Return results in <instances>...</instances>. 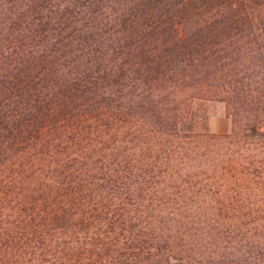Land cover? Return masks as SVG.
<instances>
[{"label":"trees","instance_id":"1","mask_svg":"<svg viewBox=\"0 0 264 264\" xmlns=\"http://www.w3.org/2000/svg\"><path fill=\"white\" fill-rule=\"evenodd\" d=\"M0 264H264V0H0Z\"/></svg>","mask_w":264,"mask_h":264},{"label":"rangeland","instance_id":"2","mask_svg":"<svg viewBox=\"0 0 264 264\" xmlns=\"http://www.w3.org/2000/svg\"><path fill=\"white\" fill-rule=\"evenodd\" d=\"M193 109L198 119H203L197 126L198 132L202 135H229L240 133L243 124H250L243 116L237 114L234 120V113L230 112L226 103L216 100H196ZM242 112V110H240ZM240 112V113H241ZM238 113V111H237ZM235 117V118H236ZM240 121V122H239Z\"/></svg>","mask_w":264,"mask_h":264}]
</instances>
